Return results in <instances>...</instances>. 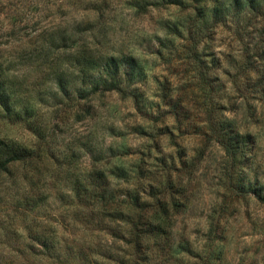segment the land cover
<instances>
[{"label":"rangeland","instance_id":"1","mask_svg":"<svg viewBox=\"0 0 264 264\" xmlns=\"http://www.w3.org/2000/svg\"><path fill=\"white\" fill-rule=\"evenodd\" d=\"M145 1L157 3L0 0V69L11 110L30 113L0 110V139L36 156L0 179V264H132L124 224L108 212L127 211L133 196L144 206L129 214L166 222L143 247L149 264H261L264 18L230 7L225 19H203L202 0ZM51 26L74 40L28 57ZM90 50L136 58L128 89L136 101L115 92L73 98L80 55ZM57 66L69 72L63 93ZM219 132L242 136L240 160L226 158ZM88 184H103V197ZM37 236L51 244L47 255L40 242L37 252L25 249Z\"/></svg>","mask_w":264,"mask_h":264},{"label":"trees","instance_id":"2","mask_svg":"<svg viewBox=\"0 0 264 264\" xmlns=\"http://www.w3.org/2000/svg\"><path fill=\"white\" fill-rule=\"evenodd\" d=\"M133 3V7L136 9H145L147 5H155L147 4L145 0H131ZM166 4L167 6H181L185 0H159ZM203 2V19L208 16L210 13L214 15L218 19H225L227 17L228 9L231 7L233 10L245 11L250 12L255 17L264 18V0H202ZM208 2H211L213 6L208 7ZM216 2L218 3L216 5ZM223 4H225V11H221L223 9ZM218 5L221 7L219 8ZM92 12H97L98 9L91 8ZM43 32V37L39 39L40 43L38 44V49H29L27 51L28 57H32L34 53L37 52L39 54H44L47 58L49 57L50 53H53L59 47H63L67 42L74 40V33L71 32L69 34L67 32V27L60 29L59 27H49L45 28ZM9 33H11L9 31ZM29 36V39L37 40V34L34 30ZM164 40L159 41V45H163ZM52 55V54H51ZM136 58L134 56H127V55H118L114 53L104 54L95 56L94 52L85 51L83 55H80L79 62L81 66V70H78L80 75L79 84L76 88L72 90L71 95L73 98H80L83 97L82 95H94L100 92H115L121 95H125L127 98H132L133 101H136V96L130 94L129 86L133 83V78L138 73L136 71L137 63ZM70 69V68H69ZM65 70H62L60 66H57L53 69L52 75L53 80L58 88V90L63 93L66 89L67 79L66 76L69 72L65 75ZM0 69V110L4 113L12 112L14 115L19 116L20 113L27 115V109L21 107L17 112L12 111L11 106H15L16 103L14 102L13 98H11L10 90H9V76L3 74ZM72 72V71H71ZM87 91L89 92L88 94ZM60 93L53 94L54 97L59 95ZM66 95L63 94V96ZM64 97H59L57 100L58 103H61V100ZM28 117V116H27ZM237 135V134H236ZM218 140L219 145L222 148V151L226 158L229 160H240L242 155L244 154V140H242V136L240 140L233 141V134L219 132ZM238 138V135H237ZM36 156L33 155V149L27 148L18 144L16 142H12L5 139H0V179L9 176L12 174L11 170L14 167L18 166H32L35 162ZM99 179H105V176L102 172H98L95 174ZM94 176V177H95ZM84 181H79V185H76L78 189L80 188V184ZM99 186L92 184H88L91 188H95L97 190L91 192L95 193L96 196L103 197L102 193L106 192L103 190L104 185L99 184ZM146 203V202H145ZM144 204L140 203L137 196H133V200H130L126 204L127 211H122L121 209L112 210L109 213V217L113 218V220H119L124 224V228L121 229V233L123 237L128 238L129 242L126 244L128 247L127 257L133 256L132 264H149L151 261V255L149 254L147 248H143L146 243L149 241H157L161 235H163L166 229V222L161 218H157L155 216H147L143 214L142 217L138 215L129 214V211L132 210H142ZM160 210V208H158ZM162 214L166 213V208L161 209ZM144 211V210H143ZM148 213V212H145ZM31 243L27 244L25 249H36L37 252V244L40 242L39 251H43L41 254H46L48 248L51 247V244L45 240L37 236V238H33L30 241ZM143 250V253H142ZM141 258H137L138 255H141ZM47 255V254H46ZM57 255V254H56ZM135 257V258H134ZM139 257V256H138ZM116 261V260H115ZM128 261V260H127ZM55 262L59 264H67L68 261H60L58 258L55 259ZM119 262V261H118ZM120 263V262H119ZM131 264V263H130ZM261 264H264V256L261 259Z\"/></svg>","mask_w":264,"mask_h":264}]
</instances>
